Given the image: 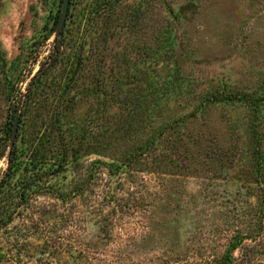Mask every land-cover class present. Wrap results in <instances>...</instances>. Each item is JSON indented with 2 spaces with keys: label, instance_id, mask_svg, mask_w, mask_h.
Wrapping results in <instances>:
<instances>
[{
  "label": "rangeland",
  "instance_id": "1",
  "mask_svg": "<svg viewBox=\"0 0 264 264\" xmlns=\"http://www.w3.org/2000/svg\"><path fill=\"white\" fill-rule=\"evenodd\" d=\"M94 1H74L67 55L25 119L30 141L61 116L70 166L27 202L26 171L1 194L0 214L18 210L0 223V264H264V102L255 118L216 98L264 94V0H121L105 15ZM59 10L0 0V138L15 106L22 126Z\"/></svg>",
  "mask_w": 264,
  "mask_h": 264
},
{
  "label": "trees",
  "instance_id": "2",
  "mask_svg": "<svg viewBox=\"0 0 264 264\" xmlns=\"http://www.w3.org/2000/svg\"><path fill=\"white\" fill-rule=\"evenodd\" d=\"M74 1L75 0H71L70 12L68 16V19L72 18V20L74 18L72 12L74 7ZM94 2L95 3H94L93 11H95L98 14L102 13V15H105L107 13L116 12L117 10L115 9L118 7V4H120L121 0H95ZM60 3L62 7L63 0H60ZM167 10L168 12H171V10L169 9ZM60 12L61 10L57 12L55 18L53 19V24L50 29L51 35H53L56 31V26L59 20ZM91 18L93 20L99 19L95 17H91ZM67 24L63 34L54 43L53 50L49 53V55L45 58V60L40 63V68L34 77L33 83L29 88L27 94L25 95L24 109L22 111V126L21 125L19 126L14 147L9 148L13 123L7 129L4 130V135L3 137L0 138V160L3 159L5 156H8V167L4 172L3 179L0 180V196L1 194L5 193V189L7 191L8 188L10 191V188L12 187L11 183L13 182V179L15 178V176H17L18 173H20L21 171L22 172L26 171L28 177L22 180V191H19L17 195L19 196L20 199H22V202H27L30 200L31 194L37 192L36 190L38 189L39 186L41 187V189H44L43 191L49 192L50 188L49 186H47L48 181L56 176H60V175L65 176L64 173L68 171V168L70 166L72 154H70L71 152H69L68 145L65 143V133L63 129L64 127L61 124V116L56 114V116L54 115L50 120H48L47 117L45 120L43 119V122L37 134L34 135L33 137L31 136L32 138L30 141L27 137L26 121H25L27 110L33 104L35 100V96L38 93V90L40 88L42 89V87L45 86L52 71L64 60V58L67 55L66 48H68V46L66 43V38H67L66 34L68 33L69 35V27L67 26ZM168 34L169 33H166V36ZM162 39L161 41H163ZM83 50L84 48L82 47V50L80 49L75 57L76 61L73 62L74 65L72 66L70 72L71 81L77 77L79 72H81L82 70V66L84 65L86 57L83 55L84 54ZM153 83L155 84L153 85L154 88L150 91V95L157 97L158 95L157 93L160 90L159 87H157V85L160 84V81L156 82L155 80ZM226 93L227 91L217 93L216 98L224 97L225 100L227 99L229 101H234V100L244 101L245 103L248 104L249 107L252 108L253 113H255L254 115L255 118H257V116L260 115L261 107H263L262 102H264V94L259 97H254L253 95L247 93H240V94L228 93V95H226ZM17 110H18V106H15V109L13 110V114H12L13 122ZM253 123H255V120H253ZM252 134L257 137L261 135L258 127L256 126L252 127ZM259 139H260L259 145H261L263 143L261 136ZM148 148L150 149V147ZM262 155L264 156V153L262 152V150H260L258 152L257 159L263 162ZM260 166H263V163ZM42 180L43 182L45 181L43 185H42ZM10 197H13V195H10ZM66 197L67 195L66 196L60 195V198L62 199H66ZM17 210H18L17 204L11 203L8 206L7 213L0 214V223L3 221L11 220L12 216L15 214ZM222 259L226 260L225 262H228L229 260H231V256L227 254L224 255Z\"/></svg>",
  "mask_w": 264,
  "mask_h": 264
},
{
  "label": "water",
  "instance_id": "3",
  "mask_svg": "<svg viewBox=\"0 0 264 264\" xmlns=\"http://www.w3.org/2000/svg\"><path fill=\"white\" fill-rule=\"evenodd\" d=\"M70 4H71V0H63L59 20L56 26L55 40H58L64 32L70 12ZM20 120H21L20 110H17L13 122L11 137H10V142H11L10 148H13L15 145L19 126H20Z\"/></svg>",
  "mask_w": 264,
  "mask_h": 264
}]
</instances>
